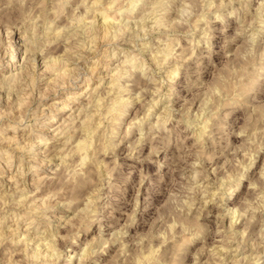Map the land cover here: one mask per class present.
Returning a JSON list of instances; mask_svg holds the SVG:
<instances>
[{
	"label": "rangeland",
	"instance_id": "obj_1",
	"mask_svg": "<svg viewBox=\"0 0 264 264\" xmlns=\"http://www.w3.org/2000/svg\"><path fill=\"white\" fill-rule=\"evenodd\" d=\"M103 13L112 22L121 20L116 25L129 26L126 35L115 42L101 35L89 46L87 27L98 25ZM12 30L14 60L7 49L6 33ZM22 34L30 38L21 41ZM0 37V76L7 77L31 63L32 54L24 60L19 53L26 46L46 58L79 42L99 47L96 55L84 54L81 66L64 58L81 74L72 85H50L54 72L41 75L39 60L36 85L32 92L25 89L30 95L18 111L3 98L8 88L0 84V166L6 167L0 171V217L6 216L7 233L0 264H78L87 250L90 260L82 264H264V0H0ZM116 65L120 84L111 77ZM171 72L172 91L164 82ZM121 85L127 87L123 93ZM76 93H84L81 107L100 98L96 108L75 106L70 117L82 122L90 114L94 141L77 128L66 135L93 143L87 163L68 145L61 148L66 138L53 133L70 112L52 124L49 116L37 117L39 110L60 106ZM120 97L122 107L116 103ZM24 115L32 119L18 123ZM11 135L19 137V145ZM68 153L72 159L63 168L57 167L59 157L55 164L38 162L47 154ZM35 168L41 170L34 173ZM46 177L50 182L38 191L34 181ZM33 200L38 201L32 205ZM17 201L36 209V223L29 225L30 216L15 218L11 208L3 211L5 204H21ZM31 234L56 235L60 259L32 262L16 255L18 246L8 243L25 244Z\"/></svg>",
	"mask_w": 264,
	"mask_h": 264
},
{
	"label": "bare ground",
	"instance_id": "obj_2",
	"mask_svg": "<svg viewBox=\"0 0 264 264\" xmlns=\"http://www.w3.org/2000/svg\"><path fill=\"white\" fill-rule=\"evenodd\" d=\"M115 1V0H114ZM131 1V0H130ZM137 1V0H136ZM144 1V0H143ZM161 1H163V0H161ZM165 1V0H164ZM233 1V0H232ZM101 2V1H100ZM142 2V1H141ZM114 2H112V4H109V5H114L113 4ZM129 3V2H128ZM131 3V2H130ZM96 4V3H95ZM98 4V3H97ZM146 4V3H145ZM152 4V3H151ZM154 4H156V3H154ZM128 5V4H127ZM183 5V4H182ZM90 6V5H89ZM107 6V5H106ZM105 6V7H106ZM133 6V5H132ZM146 6V5H145ZM162 6H163V4H162ZM90 7H92V6H90ZM89 7V8H90ZM111 7V6H110ZM144 7V6H143ZM158 7V6H157ZM165 7V6H164ZM163 7V8H164ZM94 8V7H93ZM156 8V7H155ZM97 9V8H96ZM98 9H99V7H98ZM100 9H102V8H100ZM122 10H125V9H123V8H121ZM162 9V8H161ZM167 9V8H166ZM94 10H95V8H94ZM127 10V9H126ZM162 11H164V10H162ZM166 12H167V10H165ZM176 11H178V10H176ZM180 11V10H179ZM178 11V12H179ZM104 12V11H103ZM117 12V11H116ZM119 12V11H118ZM100 13V12H99ZM105 13V12H104ZM101 14L102 15V17H101V22L98 24V25H91V26H88L87 28V30H88V33H89V39L90 40H88L90 43H89V46H91V43L93 44V43H95L96 44V42L95 41H97L98 39H100V36L102 35L103 37H105L106 39H107V37H110L111 38V41L110 42H115V41H117L118 39H120V38H122V37H124V35H126V32H127V29H128V27H127V25L125 24V26H119V25H116L115 23H114V21H117V20H114L113 22L107 17V15H105V14ZM119 13H121V12H119ZM118 13V14H119ZM149 13V12H148ZM147 13V14H148ZM171 13V12H170ZM170 13H166L167 15H169ZM177 13V12H176ZM96 14V13H95ZM124 14V13H123ZM123 14L121 15V16H123ZM152 14H154V13H152ZM178 14V13H177ZM120 15V14H119ZM149 15H151V14H149ZM164 15H165V13H164ZM175 16H176V14H174ZM148 16V15H147ZM178 16V15H177ZM84 17V16H83ZM126 17V16H125ZM149 17V16H148ZM168 17V16H167ZM166 17V18H167ZM113 18V17H112ZM145 18V17H144ZM155 18V17H154ZM178 18V17H177ZM176 18V19H177ZM94 19V18H93ZM123 19V18H122ZM128 19V18H127ZM130 19H132V18H130ZM124 20V19H123ZM142 20V19H141ZM148 20H149V18H148ZM157 20V19H156ZM175 20V19H174ZM174 20H170V21H172V23H174V24H176V20L174 21ZM194 20V19H193ZM119 21V20H118ZM117 21V22H118ZM128 21V20H127ZM127 21H125L126 23H127ZM130 21V20H129ZM136 21V20H135ZM138 21V20H137ZM116 22V23H117ZM119 22H121V20L119 21ZM118 22V24H120ZM131 22V21H130ZM139 22V21H138ZM143 22H144V20H143ZM83 23V22H82ZM161 23H163V22H161ZM165 23V22H164ZM50 24V23H49ZM123 24V23H122ZM128 24V23H127ZM166 25H168L167 23H165ZM170 24V23H169ZM124 25V24H123ZM160 25V24H159ZM158 25V26H159ZM162 25H164V24H162ZM138 26V25H137ZM165 26V25H164ZM174 26V25H173ZM193 26V25H192ZM30 27V26H29ZM157 27V26H156ZM155 27V28H156ZM163 26H161L160 28H162ZM171 27V26H170ZM135 28V27H134ZM133 28V29H134ZM152 28V27H151ZM150 28V29H151ZM172 28V27H171ZM58 30V29H57ZM86 30V31H87ZM134 30H136V29H134ZM141 30V29H140ZM163 30H164V28H163ZM15 31V30H14ZM27 31V30H26ZM78 31V30H77ZM129 31V30H128ZM131 31V30H130ZM139 31V30H138ZM156 31V30H155ZM166 33H168V34H171V33H173V32H175V29L173 30V29H168V28H166V30H164ZM51 31L49 30L48 31V33H46V31H45V33L46 34H48V36L50 35V36H52L51 35V33H50ZM73 32V31H72ZM142 32V31H141ZM151 32H152V30H151ZM157 32V31H156ZM160 32V31H159ZM62 33V32H61ZM60 33V34H61ZM64 33V32H63ZM78 33V32H77ZM7 38H8V40H7V49H8V47H9V49L8 50H11V52H13L12 53V55H11V60H14V57H15V54H14V52L16 51V50H18V49H16L15 48V45H14V32H13V30L12 31H7ZM55 34V33H54ZM68 34V33H67ZM71 34V33H70ZM70 34H69V36H70ZM74 34V33H73ZM83 34V33H82ZM148 34V33H147ZM203 33H201L200 35H202ZM65 35H66V33H65ZM72 35V34H71ZM78 35V34H77ZM85 35V34H84ZM141 35V34H140ZM58 36V35H57ZM64 36V35H63ZM75 36H76V34H75ZM145 36H146V34H145ZM65 37V36H64ZM129 37V36H128ZM140 37V36H139ZM142 37L144 38V36L142 35ZM1 38V37H0ZM27 38H30V35L28 36V35H23L22 34V36H20L19 37V40H21V41H26L27 40ZM60 38V37H59ZM68 38H70V37H68ZM73 38H75V37H73ZM72 37L70 38V39H73ZM81 38V37H80ZM126 38V37H125ZM58 39V38H57ZM64 39V38H63ZM69 39V40H70ZM85 39V38H84ZM87 39V38H86ZM104 39V38H103ZM109 39V38H108ZM107 39V40H108ZM33 40V39H32ZM76 40V39H75ZM194 40V39H193ZM0 41H1V39H0ZM39 41V40H38ZM80 41V40H79ZM88 41H85L86 43L88 42ZM33 42V41H32ZM76 42V41H75ZM83 42V41H82ZM174 42V41H173ZM30 43V42H29ZM78 43V42H77ZM84 43V42H83ZM82 43V44H83ZM98 43V42H97ZM109 43V42H108ZM70 44V43H69ZM79 44L80 45H82L80 42H79ZM32 45V44H31ZM60 45V44H59ZM72 44H70L69 46H67L66 48H64V50H63V53L61 54V55H59L58 57H51V58H46L45 56H44V54L42 53V54H38L37 52H34V51H31L30 49H28L27 48V46L24 48L25 50H24V52H22V51H19V53H22L23 55H24V60H26L28 57H27V55L28 54H32V56H30V57H32V59H30V61H31V63L27 66L26 64V67L22 64V66H21V68H19L20 69V71L19 72H17V73H13V75H10L9 77H7L6 75H2V76H0V84L2 85V86H4L3 87V89L5 88V86H7V88H8V90L5 88L4 90L6 91V95H3V98L4 97H6L7 99H8V102H13L12 104H14V106H16V108L18 107V109H17V111L19 110V108H21L24 104H26L25 103V100H26V98L27 97H29V91L31 90V87H33V86H35L36 85V82H37V80H38V78H37V71H36V69L39 67V60H42V65H44L43 67V71L40 73L41 75H48L49 74V72H54L53 74H54V79L52 80V82L50 81V85H52L53 84V86L54 87H57V86H60L61 85V83H62V86L65 84L64 82L66 81V83H68V85H72L73 83H72V81H77L78 79H79V77H80V73H78V71H75L74 70V68H71L72 66H70V64L68 63L69 61H64V58H67L68 60H74L76 63H78V65H80L81 63V61L82 60H84V59H87L88 57H85V55L84 54H86V53H92L93 55L95 54L96 55V52L98 51V46L96 47V46H93V47H95V48H93V49H90V48H88V47H79L80 45H78V47H75L76 45H74V46H71ZM84 45H86L85 43H84ZM83 45V46H84ZM46 46H49V45H46ZM61 46H63L62 44H61ZM167 46H168V44H167ZM170 46H172V45H170ZM170 46H168V47H170ZM174 46V45H173ZM63 47H65V46H63ZM131 47V46H130ZM135 47V46H134ZM134 47H132V48H134ZM165 47V46H164ZM175 47V46H174ZM62 48V47H61ZM88 48V49H87ZM170 48H172V47H170ZM173 49V48H172ZM8 50L6 51V53H5V55H7V53H8ZM165 50V49H164ZM170 51V50H169ZM169 51H168V53H169ZM44 52V51H43ZM61 52V51H60ZM98 53V52H97ZM106 53H107V50H106ZM165 53H166V50H165ZM167 53V54H168ZM173 52L171 51L170 52V54H172ZM58 55V54H57ZM158 55V54H157ZM161 55V54H160ZM174 55V54H173ZM21 56V55H20ZM19 56V57H20ZM115 56V55H114ZM136 56V55H135ZM134 57V56H133ZM169 57H171V56H169ZM173 57V56H172ZM151 58V57H150ZM172 59V58H171ZM184 59V58H183ZM23 60V61H24ZM127 60V59H126ZM146 60V59H145ZM168 59H167V56L165 57V62L167 61ZM176 60V59H175ZM0 61H1V56H0ZM133 61V63H134V60H132ZM156 61H157V58H156ZM162 61V60H161ZM179 61V60H178ZM130 62V61H129ZM128 63V62H127ZM161 63V62H160ZM130 64H131V62H130ZM129 64V65H130ZM135 64V63H134ZM163 64V63H162ZM1 65V64H0ZM163 65H165V64H163ZM81 66V65H80ZM82 66H84V65H82ZM126 66V65H125ZM133 66V65H132ZM116 69H117V73L115 72V73H113V74H111V77L113 78V79H115L116 78V80L118 79V84H120V80H121V78H122V76H120L119 75V71H118V68H119V65L117 66L116 65ZM128 67V66H127ZM131 68V67H130ZM142 68V67H141ZM144 68V67H143ZM158 68V67H157ZM115 69V68H114ZM126 69V68H125ZM124 69V70H125ZM129 69V68H128ZM132 70H133V68H131ZM130 70V69H129ZM94 71V70H93ZM111 73V72H110ZM121 74V73H120ZM31 75H32V78H31ZM174 77H175V75H174V72H171V73H169V75H165V78H164V82L167 84V86L169 87V89H170V91H172L171 90V88H172V86L173 85H171L172 83V81H173V79H174ZM90 81H91V79L89 78L88 80H87V86H86V91H85V93L87 92V90H88V88H89V85H90ZM67 85V84H66ZM115 85V84H114ZM1 87V86H0ZM48 88V87H47ZM116 88H117V86H116ZM125 88H127V87H123V85H121V87H119L118 88V90H120V92H122L123 93V90ZM25 89H29V91H27V92H25ZM96 89V88H95ZM95 89H93V90H95ZM2 90V89H1ZM117 90V91H118ZM3 91V90H2ZM1 91V92H2ZM33 91V89L31 90V92ZM97 91V90H96ZM0 92V93H1ZM29 92V93H28ZM5 93V92H4ZM73 94V93H72ZM84 93H81V94H79L78 95V93H76L75 94V96H68L69 98L67 99L68 100V102H64L63 104H60V106H56L57 104H54V105H52V106H49L48 108H45V109H43V110H39L40 111V115L39 116H37V117H46V116H49V118H50V120L48 121V123L49 124H52V123H54V122H56L57 120H58V116H60V115H62L63 113H65V112H70V115H69V118H64V120H65V122L63 123V124H60V126H58V127H56L55 129H54V131H53V133L54 132H56L55 133V135H57V136H59V137H61V136H63V139H65L66 138V135H67V133H70L71 134V129L72 128H77V129H79L80 130V133H82V134H89V136L90 137H92V140H93V137L94 136H91V134L94 132L95 133V131H92L93 130V128H92V126H93V121L92 122H90V121H88L89 119H91L92 117H89V115L90 114H88V115H84V121H82V122H80V121H78V122H75V121H73V120H75V118L73 119V118H70V117H72L73 116V113H71V112H75V111H73L74 110V108H75V106H77V109H81L80 111H83V110H87V108H88V105H91V104H93L94 106H95V108H96V106H98L99 105V102H100V98L98 99V100H96V101H93V102H87V105H82L83 107H81V105H78V100H80V97L83 95ZM121 94V93H120ZM43 95V94H42ZM8 96V97H7ZM122 96V95H121ZM100 97V96H99ZM1 98V97H0ZM102 98V97H101ZM117 98V97H116ZM129 98H131V97H129ZM119 99H122V101H120V100H118V101H116V103L119 105V107H122V106H120V105H124V101H125V98L123 97H120ZM127 100H129L128 98H127ZM85 101V100H84ZM102 102V101H101ZM130 103V102H129ZM158 103V102H157ZM9 104H11V103H9ZM128 104V103H127ZM59 105V104H58ZM92 105V106H93ZM104 105V104H103ZM102 105V106H103ZM13 106V107H14ZM116 106V105H115ZM11 107V106H10ZM110 107V106H109ZM108 107V108H109ZM114 107V106H113ZM112 107V108H113ZM117 107V106H116ZM118 107V108H119ZM129 107V106H128ZM15 108V109H16ZM23 108H24V106H23ZM86 108V109H85ZM94 108V109H95ZM99 108V107H98ZM105 108V107H104ZM154 108V107H153ZM7 109V108H6ZM36 109H38V108H36ZM88 109H90V108H88ZM122 109V108H121ZM125 109V108H124ZM8 110V109H7ZM92 110V109H91ZM96 110V109H95ZM95 110H93L94 112H95ZM98 110V109H97ZM100 111H102V110H100ZM113 111H114V109H113ZM124 111V110H123ZM27 112H28V110H27ZM79 112V111H78ZM94 112H92L93 114H94ZM106 112V111H105ZM115 112V111H114ZM120 113H122V112H120ZM7 114V113H6ZM81 114H83V113H81ZM109 114V113H108ZM119 114V113H118ZM20 115V114H19ZM35 115V114H34ZM96 115V114H95ZM98 115V114H97ZM120 115V114H119ZM17 116V115H16ZM21 116V115H20ZM25 116V115H24ZM93 116V115H92ZM99 116V115H98ZM124 116V115H123ZM19 117V116H18ZM79 117V114H78V116H76V119H79L78 118ZM80 117H81V115H80ZM95 117V116H94ZM97 117V116H96ZM118 117V116H117ZM27 119H32V118H28L27 116H25V117H22V118H18L16 121L18 122V123H20V124H23V123H25L26 124V121H27ZM38 119V118H37ZM41 119V118H40ZM93 119V118H92ZM82 120V119H81ZM115 120H117V118L115 119ZM96 121H97V119H96ZM95 121V122H96ZM97 122H99V120L97 121ZM68 123V124H67ZM102 123V122H101ZM64 124H66V125H64ZM95 124V123H94ZM99 124V123H98ZM98 124L97 125H95V126H98ZM79 125V126H78ZM14 126V125H13ZM26 126V125H25ZM78 126V127H77ZM20 127V126H19ZM23 127V126H22ZM16 126L15 127H13V129H11L10 131L11 132H15L16 131ZM92 129V130H91ZM94 129H97L96 127L94 128ZM114 129V128H113ZM48 130H51V128L50 129H48ZM78 130V131H79ZM9 131V132H10ZM42 131V130H41ZM44 131V130H43ZM77 131V130H76ZM99 130H97V132H98ZM114 131V130H113ZM79 133V134H80ZM203 133V132H202ZM32 133H30V135H31ZM97 134V133H96ZM93 135H95V134H93ZM10 136V135H9ZM9 136L7 137V138H9ZM52 136H53V134H52ZM79 136V135H78ZM86 136V135H85ZM88 136V137H89ZM5 137V136H4ZM3 137V138H4ZM5 137V138H6ZM55 137V136H54ZM53 137V138H54ZM99 137V136H98ZM6 138V139H7ZM10 138H12L13 140L12 141H17L18 139H19V137H16L15 135H14V137H13V135H11V137ZM9 138V139H10ZM57 138V137H56ZM9 139H7V141L9 140ZM70 139H72V136L70 137H67L66 139H65V141L64 142H62L61 144H59L60 146H61V148H63V149H65V146H67L68 145V147L69 148H67V149H71V151H70V153H72V152H74L75 154H80L81 155V157H80V159H81V161L82 162H85L86 160H87V158L89 157V155H88V151H89V148L90 149H92L91 147L93 146L91 143H89V142H86V141H83L82 139H78V140H75L74 141V139H72V141H74V142H72L71 143V140ZM90 139V138H89ZM11 140V139H10ZM42 139H39V141H41ZM88 140V139H87ZM92 140L90 141V142H92ZM97 140V139H96ZM1 141H3V140H1ZM4 141H5V139H4ZM15 141V142H16ZM18 141H20V140H18ZM94 141V140H93ZM10 142V141H9ZM98 142V141H97ZM48 143V142H47ZM46 143V144H47ZM71 143V144H70ZM74 143H76V144H74ZM94 143H96V142H94ZM9 144V143H8ZM11 144V143H10ZM16 144H18L19 145V143H17L16 142ZM32 144V143H31ZM75 145V146H73L72 148H71V146L72 145ZM92 146H91V145ZM26 145H28V143L26 142L25 143V145H23V146H17V149L18 150H23L24 149V146H26ZM39 145H40V143H39ZM106 145V144H105ZM113 145V144H112ZM111 145V146H112ZM91 146V147H90ZM104 146V145H103ZM58 147V146H57ZM101 149V148H100ZM105 149H107V148H105ZM96 150H99V149H96ZM57 151V150H56ZM68 151V150H67ZM66 151V152H67ZM68 151V152H69ZM20 152V151H19ZM53 152V151H52ZM55 152V151H54ZM57 152H59V151H57ZM62 152V151H61ZM65 152V151H64ZM92 152V151H91ZM70 153H68V154H66V155H64V157L63 156H60V154H56V155H54V156H50L49 154H47V155H49V156H45V158L43 159V161L41 160V161H38L39 163H45L46 165H48V164H50V163H53L55 160H56V158H60V164H58L57 165V167H65V163L66 162H68V161H66V159L68 158V157H70ZM2 154V153H1ZM8 155H10L9 153H7ZM55 154V153H54ZM13 154H11L10 156H9V159L11 160L13 157H11ZM76 156V155H75ZM78 157H79V155H78ZM71 158V157H70ZM74 158V157H73ZM4 159V158H3ZM72 159V158H71ZM75 159V158H74ZM79 159V158H78ZM98 159V158H97ZM8 160V159H7ZM6 160V161H7ZM76 160V159H75ZM100 160V159H99ZM98 160V161H99ZM104 160V159H103ZM9 161V160H8ZM33 161V160H32ZM70 161V160H69ZM89 161V160H88ZM11 162H12V160H11ZM22 162V161H21ZM35 162H37V161H35ZM72 162V161H71ZM10 163V162H9ZM78 163V162H77ZM76 163V164H77ZM86 163H87V161H86ZM99 163V162H98ZM54 164H55V162H54ZM69 164V163H68ZM73 163H71V165H72ZM82 164V163H81ZM86 165V164H85ZM2 166V165H1ZM0 166V171H4V169L6 168L5 166H2L1 167ZM74 166V165H73ZM56 167V168H57ZM68 167V166H67ZM33 168V167H32ZM70 168V167H69ZM68 168V169H69ZM67 169V168H66ZM39 170H41L40 168H35L34 169V173H37ZM52 170V169H51ZM59 170V169H58ZM53 171V170H52ZM52 171H49V174L52 172ZM67 171V170H66ZM33 172V171H32ZM60 172V171H59ZM68 172V171H67ZM72 172V171H71ZM51 174H53V176H56V173H54V171L51 173ZM23 175V174H22ZM16 177V176H15ZM14 177V178H15ZM22 177V176H21ZM13 178V177H12ZM12 178H11V180H12ZM54 178V177H53ZM53 178H52V180H53ZM55 179V178H54ZM47 180V182L49 181L50 182V179L48 178V177H46V179L45 180H43L42 178H38V179H36L35 181H34V184L36 183V184H39L38 185V187L39 186H41V185H43V183L45 182ZM46 182V183H47ZM49 184V183H48ZM45 185V184H44ZM47 185V184H46ZM27 186V185H26ZM25 185H24V188H22L23 190L25 189V188H27ZM35 187V186H34ZM37 190L38 191H40V187L39 188H37ZM22 192V191H21ZM40 193V192H39ZM1 196V195H0ZM42 196V195H41ZM4 194H3V200H4ZM10 198V197H9ZM0 199H2V196L0 197ZM5 199H7V198H5ZM42 199V198H41ZM40 199V200H41ZM43 199H45V197L43 198ZM91 199V198H90ZM39 200V201H40ZM89 200V199H88ZM6 201V200H5ZM4 201V202H5ZM11 201L12 202H14L12 199H11ZM38 200H33L32 202L30 201L29 203H31L32 205L34 204V202H37ZM43 201V200H42ZM90 201V200H89ZM88 201V202H89ZM6 202H8V201H6ZM18 203H20L21 201H17ZM44 202V201H43ZM42 202V203H43ZM86 202V201H85ZM88 202L86 203V205L88 204ZM93 202V201H92ZM3 203V202H2ZM15 203V202H14ZM22 203L23 202H21V204H17V206L16 205H13V204H9L8 206H6L7 204H5V206H4V209H3V211H5V212H8L7 210L8 209H13V210H16V212L14 213V215L13 216H15V218L16 217H18V218H26V217H31V221H30V224L29 225H32V224H34V223H36L37 221H36V218H39V216H37L36 215V213H35V210L36 209H33L32 207L31 208H29L28 206H29V203H28V205H22ZM41 203V202H40ZM45 203H46V201H45ZM52 203V202H51ZM27 204V203H26ZM30 204V205H31ZM31 205V206H32ZM42 205V204H41ZM41 205H39V207L41 208V207H43V205L41 206ZM90 205H92V204H90ZM89 205V206H90ZM93 205H94V202H93ZM96 205V204H95ZM37 206V205H36ZM45 206V205H44ZM85 205H83V207H84ZM88 206V205H87ZM3 207V206H2ZM1 207V208H2ZM85 208L86 207H84V210H85ZM43 209V208H42ZM88 209V208H87ZM89 209H91L92 210V208H89ZM88 209V210H89ZM88 210H85V211H88ZM90 210V211H91ZM97 210V209H96ZM2 211V210H1ZM0 211V212H1ZM70 211V210H69ZM84 211V212H85ZM81 212H83V211H81ZM88 213V212H87ZM86 213V215H88ZM94 213V212H93ZM80 215V214H79ZM85 215V216H86ZM3 216V218L2 217H0V246L2 245V243L7 239L6 238V236H7V233L6 232H4V231H2V228L4 227V225H3V220H6V216H4V215H2ZM83 217H84V215H83ZM89 217V216H88ZM42 218H43V216H42ZM46 219V218H45ZM60 221V220H59ZM58 223V222H57ZM59 224H60V222H59ZM65 224H67V223H65ZM68 224H70V223H68ZM101 227V226H100ZM102 229V228H101ZM14 231H17V228H15V229H13ZM51 231V230H50ZM25 232V231H24ZM48 232V231H47ZM51 234V233H50ZM29 236H30V234H29V232L28 231H26V233H25V235H24V239L26 240V239H28L29 238ZM31 241L30 242H27V243H25V244H23V243H21L20 241H10L8 244L9 245H14V246H11V248L12 247H17L18 246V248L19 249H13L14 250V252L16 251V255L17 254H22V256L23 257H25L26 258V261L27 260H31L32 262L33 261H38L39 262V260H41L42 262L43 261H53V262H55V260H59L60 259V257L62 256V251H57V248H56V240H55V236H52V235H50L48 238H41V237H38V236H34V234H31ZM41 236V235H40ZM25 242V241H24ZM66 243V242H65ZM61 244V243H60ZM89 245V244H88ZM84 248H87V247H84ZM89 249V248H88ZM10 250V249H9ZM85 250V249H84ZM59 252V253H58ZM11 253H13V251H11ZM85 253H88V250H87V252L86 251H84V254L80 257V261L78 262V264H82L81 262L84 260H86V262L87 261H89L90 259H89V257L91 256L90 254H88V255H86ZM92 254V253H91ZM13 255V254H12ZM90 255V256H89ZM8 256V255H7ZM11 256V255H10ZM6 258V257H5ZM9 258H11V257H9ZM9 258H7V259H9ZM3 259V258H2ZM4 260V259H3ZM12 260V259H11ZM8 261V260H7ZM1 262V261H0ZM3 262V261H2ZM12 262V261H11ZM10 262V263H11ZM13 263V262H12ZM70 263V262H69ZM7 264H8V262H7ZM35 264V263H34ZM38 264V263H37ZM43 264V263H42ZM68 264V263H67Z\"/></svg>",
	"mask_w": 264,
	"mask_h": 264
}]
</instances>
